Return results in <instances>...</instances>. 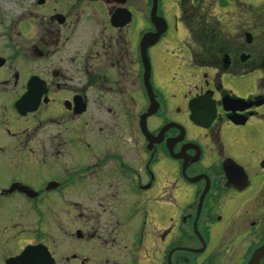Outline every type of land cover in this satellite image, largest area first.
Masks as SVG:
<instances>
[{
	"label": "flooded vegetation",
	"instance_id": "af4514ba",
	"mask_svg": "<svg viewBox=\"0 0 264 264\" xmlns=\"http://www.w3.org/2000/svg\"><path fill=\"white\" fill-rule=\"evenodd\" d=\"M255 260L264 0H0V264Z\"/></svg>",
	"mask_w": 264,
	"mask_h": 264
},
{
	"label": "water",
	"instance_id": "95a60500",
	"mask_svg": "<svg viewBox=\"0 0 264 264\" xmlns=\"http://www.w3.org/2000/svg\"><path fill=\"white\" fill-rule=\"evenodd\" d=\"M239 102H241V101H238V100H236V101H234V103H236V104H238ZM258 261H253V263L252 264H260V263H257Z\"/></svg>",
	"mask_w": 264,
	"mask_h": 264
}]
</instances>
